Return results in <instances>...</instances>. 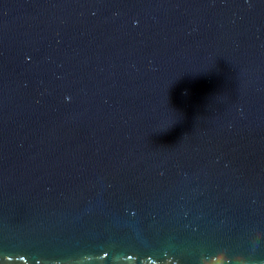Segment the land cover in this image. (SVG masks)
<instances>
[{
  "label": "water",
  "instance_id": "95a60500",
  "mask_svg": "<svg viewBox=\"0 0 264 264\" xmlns=\"http://www.w3.org/2000/svg\"><path fill=\"white\" fill-rule=\"evenodd\" d=\"M264 264V0H0V264Z\"/></svg>",
  "mask_w": 264,
  "mask_h": 264
},
{
  "label": "clouds",
  "instance_id": "9594fccd",
  "mask_svg": "<svg viewBox=\"0 0 264 264\" xmlns=\"http://www.w3.org/2000/svg\"><path fill=\"white\" fill-rule=\"evenodd\" d=\"M200 264H230L227 246L209 251L202 255Z\"/></svg>",
  "mask_w": 264,
  "mask_h": 264
}]
</instances>
